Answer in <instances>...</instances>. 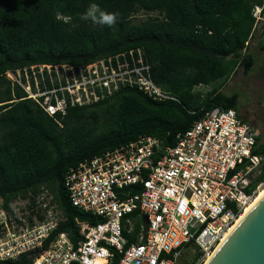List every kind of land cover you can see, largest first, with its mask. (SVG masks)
Here are the masks:
<instances>
[{
    "label": "built area",
    "instance_id": "built-area-1",
    "mask_svg": "<svg viewBox=\"0 0 264 264\" xmlns=\"http://www.w3.org/2000/svg\"><path fill=\"white\" fill-rule=\"evenodd\" d=\"M253 13L257 23L262 8ZM12 89L48 116L96 104L125 88L174 100L151 79L140 50L86 65L36 64L6 71ZM259 131L235 110L214 108L176 137L150 136L70 169V204L98 220L57 232L63 212L47 190L0 201V264H205L264 187Z\"/></svg>",
    "mask_w": 264,
    "mask_h": 264
},
{
    "label": "trees",
    "instance_id": "trees-1",
    "mask_svg": "<svg viewBox=\"0 0 264 264\" xmlns=\"http://www.w3.org/2000/svg\"><path fill=\"white\" fill-rule=\"evenodd\" d=\"M118 13L117 23L100 26L82 19L90 3ZM264 0H0V199L4 208L17 197L47 190L63 212L57 232L76 240V222L98 220L73 207L63 186L70 169L85 160L145 135L173 147L214 108L237 111L238 96L195 87L224 81L238 67L247 74L246 53L254 35V9ZM138 11L157 13L135 23ZM72 16L71 24L56 13ZM72 24L76 26L73 27ZM140 50L152 81L174 100L158 101L125 88L96 104L73 107L50 117L4 78L36 64L86 65ZM259 153L264 144L257 138ZM264 182V166L255 184Z\"/></svg>",
    "mask_w": 264,
    "mask_h": 264
},
{
    "label": "rangeland",
    "instance_id": "rangeland-1",
    "mask_svg": "<svg viewBox=\"0 0 264 264\" xmlns=\"http://www.w3.org/2000/svg\"><path fill=\"white\" fill-rule=\"evenodd\" d=\"M254 12L257 13V10L254 9ZM157 16L159 17L157 13L138 11L134 14L133 21L139 24ZM246 53L253 57V66L247 74H244L242 67H238L226 80L209 86L195 87V91L205 95L213 88H217L225 95L236 94L240 117L258 129L260 143L264 144V9L261 11V20L257 23L254 35L247 45ZM31 195L27 194L25 197Z\"/></svg>",
    "mask_w": 264,
    "mask_h": 264
},
{
    "label": "water",
    "instance_id": "water-1",
    "mask_svg": "<svg viewBox=\"0 0 264 264\" xmlns=\"http://www.w3.org/2000/svg\"><path fill=\"white\" fill-rule=\"evenodd\" d=\"M205 264H264V194Z\"/></svg>",
    "mask_w": 264,
    "mask_h": 264
},
{
    "label": "clouds",
    "instance_id": "clouds-1",
    "mask_svg": "<svg viewBox=\"0 0 264 264\" xmlns=\"http://www.w3.org/2000/svg\"><path fill=\"white\" fill-rule=\"evenodd\" d=\"M259 11V9H257ZM119 14L118 13H109L101 10L100 6L93 2L90 3L87 11L82 14V19L90 20L93 24L100 26L112 27L117 23ZM56 19L62 21L65 24H71L73 21L72 16H65L60 12L56 13ZM75 27V24H72Z\"/></svg>",
    "mask_w": 264,
    "mask_h": 264
},
{
    "label": "bare ground",
    "instance_id": "bare-ground-1",
    "mask_svg": "<svg viewBox=\"0 0 264 264\" xmlns=\"http://www.w3.org/2000/svg\"><path fill=\"white\" fill-rule=\"evenodd\" d=\"M264 194V187H262L258 193L256 194L254 200L245 207L243 213L241 214L240 218L236 221L235 225L233 226V228L230 230L229 233L226 234V236L224 237L223 241L227 238V236L231 233V231L234 229V227L240 222V220L244 217V215L248 212V210L258 201V199ZM222 241V242H223Z\"/></svg>",
    "mask_w": 264,
    "mask_h": 264
}]
</instances>
